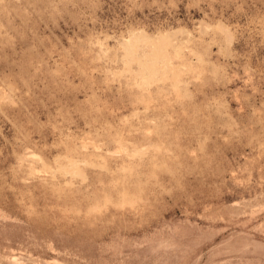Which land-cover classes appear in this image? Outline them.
Wrapping results in <instances>:
<instances>
[{"label": "rangeland", "instance_id": "1", "mask_svg": "<svg viewBox=\"0 0 264 264\" xmlns=\"http://www.w3.org/2000/svg\"><path fill=\"white\" fill-rule=\"evenodd\" d=\"M0 264H264V0H0Z\"/></svg>", "mask_w": 264, "mask_h": 264}]
</instances>
